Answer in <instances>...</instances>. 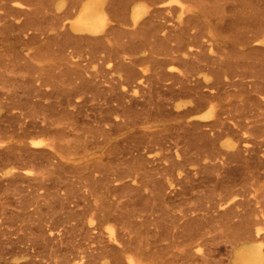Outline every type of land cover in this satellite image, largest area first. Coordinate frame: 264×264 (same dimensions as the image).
<instances>
[{"label":"bare ground","instance_id":"6f19581e","mask_svg":"<svg viewBox=\"0 0 264 264\" xmlns=\"http://www.w3.org/2000/svg\"><path fill=\"white\" fill-rule=\"evenodd\" d=\"M58 1L0 0V56L4 54L1 50L4 40H11L12 45L21 41L26 43L24 45L33 44L47 36L44 31L52 29L48 27L50 24L54 25L59 37L56 38L61 42L59 46L55 38L54 43L31 51L23 59L28 65L38 62L31 64L35 72L22 65L33 72L31 77L34 73L37 75L28 81V84H36L34 92L40 93L41 87L48 86L55 90L56 86L57 96H53L54 90L50 95L57 97L58 102L49 106L42 99L43 104L39 96H32L23 84L27 89L24 91L32 98L24 100V107L17 105L20 114L14 118H24L26 113L23 112L29 109L26 116L30 114L40 121H35L33 126L32 121L29 122L32 131L22 127L29 134L21 133L26 134L21 138L23 144L0 145V154L6 159L3 161L0 155V160L6 162L3 164L17 165L20 167L17 169H21L6 177L8 183L15 184L16 177L23 178L22 189L24 183L31 189L27 193L32 196L31 200L21 202V206L27 210L36 203L37 207H31H36V212L31 208L27 211L29 217L39 212L37 219L36 215L34 219H20L17 225L14 221L0 220V235L6 236L0 241V264H211V259L198 256V249L195 250L202 243L216 247L220 243L232 245L236 248L234 264H264V254L251 259L254 250L264 247L251 244L253 240H264V216H253L263 211L245 208L253 200L244 199L249 197L244 196L237 182L228 185L221 177L228 173L229 177L231 173L237 175L239 170L250 167L257 159V147L264 146V81L261 77L264 74V0H67L70 12H65L64 20L56 10ZM69 13L73 17L68 16ZM67 48L73 49L76 60H69L73 53L67 57L65 51L70 50ZM15 50L10 52L15 53ZM19 52L16 50V54ZM46 57L53 63L43 65ZM94 62L99 65L97 69L91 66ZM145 64L150 65L149 72ZM8 66L6 62V69ZM12 68L15 67L10 70ZM48 70H52V80L46 77ZM24 83L27 82L24 80ZM5 85L6 82L3 87ZM47 93L44 96L52 98ZM183 99L188 101L180 103ZM172 102L177 103L171 105ZM138 106L142 111L147 110L146 117H140L143 112L135 110ZM44 111L48 116L40 118ZM9 112L12 117V111ZM139 124L147 125L148 130L136 128ZM158 126L159 129L152 130ZM47 133H50L49 138L39 140ZM244 152L256 157H244ZM175 155L181 157V162L173 158ZM187 165L195 166V171L192 167L186 168L190 176L192 172L204 173L203 181L218 180L224 187L220 198L205 207L208 221L203 217L205 214L201 215L200 208H194L198 215L190 208L194 212L192 219L196 221L202 216L205 220L198 221L199 218L197 222L206 221V226L189 224L193 228L188 229L187 220L183 225L186 229H182L191 233L182 229L180 233H190L185 239L190 241L189 248L175 252L180 245L177 246L175 240L163 244V239L168 240V237L161 238L157 230L153 233L154 228L151 232L148 227L152 222L146 223L151 219L140 220L145 221L142 226L147 227L144 234L150 231V236L155 237L141 233L140 221H135L141 212L135 211V215L133 209L137 205L132 204L138 202L139 196L143 201L139 200L138 205L143 202L146 211L150 203L155 208V203L163 200L158 196L164 197L167 189L173 192L174 184L179 185L172 179L178 176L173 175L174 169L170 168L175 166L182 170ZM220 169L226 174L215 176L213 172ZM32 170L38 172L35 174ZM163 172L168 177L173 175L169 179L176 182L168 187ZM0 180L3 182L2 177ZM159 180L165 182L161 184ZM191 183L194 184H190L191 187H197L193 181ZM14 184L10 185L11 191ZM183 184L188 188L189 184ZM15 188L16 184L13 190ZM42 189L45 192L41 193ZM62 190L66 194H62ZM245 190L247 192V188ZM39 201L44 204L38 206ZM162 202L157 203L160 209ZM43 207L45 209L41 210ZM191 214L187 215L191 217ZM144 215L142 218L147 217ZM111 222L120 228L114 230ZM162 224L165 227L166 222ZM4 225L7 228L4 229ZM166 230L167 234L171 231ZM132 233L137 235L132 236ZM155 234L161 236L156 239Z\"/></svg>","mask_w":264,"mask_h":264},{"label":"rangeland","instance_id":"374dc122","mask_svg":"<svg viewBox=\"0 0 264 264\" xmlns=\"http://www.w3.org/2000/svg\"><path fill=\"white\" fill-rule=\"evenodd\" d=\"M141 5H143V4H145L144 2H141L140 3ZM56 5H58V7L56 8V10H57V12L58 13H60L61 14V16L63 17V20L66 18L65 17V15L64 14H66L67 12H70V11H68V2H67V0H59L57 3H56ZM68 6V7H67ZM59 9V10H58ZM62 12V13H61ZM66 12V13H65ZM72 12V11H71ZM64 15V16H63ZM68 16L69 15H71L70 13L69 14H67ZM66 15V16H67ZM72 16V15H71ZM73 17V16H72ZM71 17V18H72ZM176 19V18H175ZM50 20V19H49ZM49 24V23H48ZM48 24H46V26H48ZM53 26L54 25H52V24H50L48 27H52V29H53ZM43 28L45 29V30H47L45 27H44V25H43ZM43 29V30H44ZM52 29H48L47 31H44V32H46V34H47V36L46 37H43L42 39H40L41 41H37V42H33V44L32 43H27V45H24V43L25 42H23L22 43V41H21V43H17V44H15V45H12V41L11 40H9V39H6V40H4V42H3V47H2V51H4V54L2 55V56H0V71L2 72V71H5L6 73H5V75H2V74H4V72L1 74V72H0V126H2V127H5V128H2V127H0V145L1 146H5V147H9L10 145L11 146H13V145H20V144H23L24 143V141H22L21 140V138H23L24 136L26 137V134H27V131L30 129V131H32V126H33V123L35 122V121H40L39 119H35L34 118V116H32V115H30V114H28V116H26L27 115V113H28V111H29V109L28 110H26V111H24L23 112V114H25V116H24V118L23 117H20V119L19 120H21V121H19L18 120V118H17V120H16V118H14L15 116H16V114L19 116V114H20V107H24V100L26 101H28L29 99H31L32 98V96H34V95H38L39 96V101L40 102H42L43 104H44V101H45V104L46 105H48L49 104V106L50 105H52V102H53V104H54V102L55 103H57L58 102V99H57V97H53V96H55L57 93H58V89L56 90V86H54L55 87V90H54V88L52 87V86H48V87H41L40 89L42 90V91H46V92H48L47 93V95H50V92H53L54 93V91H55V93L53 94V93H51V94H53V96L52 95H50V96H52V98L51 97H46V96H44V94L46 95V92L44 93H41L42 91L41 90H39V91H41L40 93H37L36 91L34 92V86L36 85V84H34L33 85V83H30V84H32L33 86L31 87H29V85L30 84H28L29 82V80L31 79V81L33 80V77H35V76H37V75H35V73H34V76L33 77H31L32 75H33V72H31L30 73V70L31 71H34L35 72V70H34V67H32L31 68V64H33V63H38V62H36V61H32V62H29V63H31L30 65H28V62H26V61H24L23 59H25V58H27V56H28V53H30L31 51H34V50H37V49H39V48H42V47H44V46H46L48 43H54L55 41L58 43V45L60 46V44H61V42L59 41L60 39H57V38H59L58 37V33H57V31H55L54 29L52 30ZM54 35V36H53ZM56 35V36H55ZM57 37V38H56ZM54 38V39H53ZM55 38H56V40H55ZM55 40V41H54ZM60 42V43H59ZM57 43H55V44H57ZM26 44V43H25ZM58 46V47H59ZM14 49H16L17 50V52L18 51H20L19 53L20 54H16V50H15V53L13 52H10L11 50H14ZM67 49H70V50H67V52L65 51V54H67V57H68V55H70V52H71V57H72V59H71V57L69 58V60H76L75 59V57H74V51H73V49L72 48H67ZM73 51V52H72ZM25 55V57H24V55ZM20 55H22L23 56V58H21L20 59ZM47 56H49L48 54H46ZM21 56V57H22ZM89 57V56H88ZM87 57V58H88ZM90 58V57H89ZM21 60V62H20V60ZM4 61H6L7 62V65H9L8 67H7V69H6V62L4 63ZM11 63H10V62ZM14 64H13V63ZM16 62H18V63H16ZM5 64V66H4V64ZM15 63H16V65H15ZM53 62H51L49 59H47V57H46V61L45 62H42V64L43 65H46V64H52ZM18 64V65H17ZM25 64V66L27 67V66H29L28 68H30V70L28 71L27 70V68L25 67V66H22V65H24ZM27 64V65H26ZM21 65V66H20ZM91 66L93 67V69H97L98 67H99V65H97V63L96 62H94L93 64H91ZM11 67H15V68H12V70H10V68ZM144 67H145V70H147L148 72L150 71V65L149 64H145L144 65ZM146 67H148V68H146ZM3 68V69H2ZM22 68V69H21ZM23 68H26V70L25 69H23ZM13 71V72H12ZM14 71H15V73H14ZM19 72V73H18ZM49 72V74H47ZM263 72V71H262ZM25 73V74H24ZM52 73V70H48V71H46V77H48L50 80H52V78H51V74ZM262 75H264V74H262ZM261 75V77H262V79H263V81H264V76H262ZM4 76V77H3ZM46 77L44 78V79H46ZM3 78V79H2ZM23 78V79H22ZM261 79V80H262ZM4 80H6V81H4ZM21 81V84L19 83V82H17V81ZM24 80H25V82H27V83H24ZM13 81V83H11ZM23 81V82H22ZM46 81V80H45ZM5 82H6V85H7V87H6V85H5V87H3L4 86V84H5ZM11 83V84H10ZM25 85V86H27V89L29 90V91H27V92H31L30 94H32V96H31V98H30V96H28L29 94L27 93V92H25L27 89H26V87L25 86H22V85ZM25 90V91H24ZM54 90V91H53ZM24 92V93H23ZM23 93V94H22ZM27 93V94H26ZM7 94V95H6ZM16 94H18L17 96H16ZM34 94V95H33ZM42 94H43V96H42ZM9 95V96H8ZM20 95V97H18ZM28 96V97H27ZM57 96V95H56ZM18 97V98H17ZM46 97V98H45ZM16 98V99H15ZM29 98V99H28ZM3 99V100H2ZM12 99V100H11ZM36 99V98H35ZM34 99V100H35ZM44 101H43V100ZM11 101V103L12 104H10V101ZM13 100H14V102L16 103V101H19V102H21V104H15L14 102H13ZM26 101V102H27ZM57 101V102H56ZM188 101V99H183V100H181L180 101V103L181 102H187ZM2 102H3V105H2ZM4 102H7L6 104L4 103ZM167 102H171V101H167ZM9 103V104H8ZM14 103V104H13ZM177 102H172L171 103V105H173V104H176ZM8 105H9V107H10V109L8 108ZM11 105V106H10ZM17 105H22V106H20V107H18ZM12 106H14L13 108H11ZM152 106H155V105H152ZM142 107H145V106H142ZM137 108H139V106L138 107H136L135 108V110H137V112L139 111V113L142 111L140 108L139 109H137ZM13 109V110H12ZM19 109V110H18ZM40 109V107H38V110ZM70 109H72V107H70ZM143 109V108H142ZM145 109H146V107H145ZM12 111L11 112V114H12V117H11V115H10V112L9 111ZM134 110V111H135ZM144 110V109H143ZM48 111V110H47ZM18 112V113H17ZM44 112H46V111H44ZM50 112V111H49ZM143 112V114H144V116H143V114L141 113V114H139V115H141L140 117L141 118H144V117H146L145 115L147 114L146 112H147V110H144V111H142ZM8 113V114H7ZM15 114V115H14ZM137 114V113H136ZM3 115L6 117L7 116V118H5V117H3ZM9 115V116H8ZM17 116V117H18ZM43 117H41L40 116V118H44V116H48V112H46L44 115H42ZM134 116H135V114H134ZM10 117L14 120V121H12V119H10ZM32 117V118H31ZM136 117V116H135ZM139 117V116H138ZM139 117V118H140ZM3 118H5V119H3ZM10 120H9V119ZM3 119V120H2ZM22 119L25 121V119H26V122H24L23 123V121H22ZM5 121V122H4ZM7 121V122H6ZM10 121V122H9ZM18 121V122H17ZM30 121H32V122H30ZM21 122L23 123V124H21ZM29 122H30V125L32 124V126H30L29 125ZM10 123V124H9ZM15 124V125H17V127L14 125H12V124ZM8 125H9V127H8ZM8 128H7V127ZM22 127H25L26 129H28V127H29V129L28 130H25L24 128H22ZM14 128H16V130H14ZM136 128H138V129H146L147 128V125H138ZM160 127L158 126V127H154L152 130H157V129H159ZM3 129H5L4 131H5V134H4V131H3ZM18 129V130H17ZM22 129H24V130H22ZM147 130H148V128H147ZM8 131V132H7ZM26 131V134H21V133H23V132H25ZM29 131V132H30ZM3 132V133H2ZM6 133H7V135H6ZM28 136H29V134H27ZM6 136H8V137H6ZM135 136H137V135H135ZM50 137V133H47V134H44V136H42L39 140H41V139H45V138H49ZM137 138V137H136ZM132 139V138H131ZM133 139H135L134 137H133ZM261 140V139H260ZM13 144V145H12ZM258 149H257V151H259V152H257L256 153V156L254 155V154H250V153H243V156L244 157H247L248 156V158H252V156L253 157H256L257 159H256V161L252 164H250L251 166L250 167H248V168H246V169H244V170H239L238 172L239 173H237V175H236V173H234V171H233V173L235 174V176H234V174H230V177L228 176V174H226V173H224L225 171L224 170H222L221 171V169L218 171V172H213L214 173V175L216 176H218L220 173L222 174V172H223V174L225 175L226 174V176H221L223 179H224V181L226 182V183H229L228 185H230L231 183H235V182H237V183H235V184H238V187H240L242 190H244V192L246 193H244V196L246 195V196H248L249 198H247V197H244V199L245 200H247V199H250V200H253V202L251 201L249 204H248V206L246 205V207L245 208H248V209H253V210H257V212H260V210H262L263 212L262 213H259L260 214V216H259V214H253V216L254 217H256V218H261V217H263L264 216V161H263V158H264V146L262 145H260L259 147H257ZM0 155H2L1 157H2V159L5 157L4 156V154H0ZM252 155V156H251ZM251 156V157H250ZM1 157H0V159H1ZM174 159H176V160H179V161H177L178 163L179 162H181V157L179 156V157H177L176 155L173 157ZM260 159V160H259ZM6 160V159H5ZM4 159H3V161H5ZM1 161V160H0ZM261 161H263L262 163H261ZM1 163L3 164V163H6V162H2L1 161ZM1 163H0V165H1ZM219 163V162H218ZM221 163V162H220ZM258 163V165H256V164ZM255 165V166H254ZM2 166L3 167H5V168H2ZM0 168L2 169V170H0V177H2V179H3V182H1V180H0V190L2 189V192H3V195H2V192H0V217H1V219L0 220H2L3 222L5 221V222H7V223H9V221H14L15 223H16V225L17 224H20L19 222H18V220H23L24 218L26 219L27 218V220H29L30 219V217H29V209L31 208V207H34V206H36L37 207V205H36V203H34L33 204V206H29V209H27L28 208V206H26L25 205V209H27V210H24L23 209V207L21 206V205H23L21 202H26L27 201V199H30V194L31 193H29V195L30 196H28V192H30V190L31 189H29L28 187H26L27 185H25V184H28V183H24V188H27V189H29V191H27L26 192V190H24L23 191V189H22V187H21V182L20 181H22V179L23 178H19V177H16V182H15V184H16V188H15V190H13L14 189V183H12L11 182V184H14L13 186H12V191H11V188H10V183H8V181H7V179H6V177H9V175L11 174V173H18V171L20 170L21 171V169H17V165H12L11 164V166L10 165H7V166H5L4 164L2 165ZM176 166H178V165H176ZM252 166H253V168H252ZM11 167V168H10ZM175 166H173V167H171L170 168V170L172 169H174V170H176L175 172H173L172 170V173H173V175L174 174H176V176H178L177 177V179H175L174 177H172L173 175H171L170 177H172V179H174V180H177V182L179 183V185H176V181H172V180H170L169 178L170 177H168V176H166L165 174H164V172L163 173H161V174H164V175H162L163 176V178L165 177V179L164 180H166V182L164 181V180H159L160 182H161V184H162V181H164L166 184H167V186L169 187V184H171V182H174L175 184H174V186H173V192L171 191V189H167L165 186H163V187H165L166 189H167V191H165L164 192V197H163V195L161 194V197L160 196H158L160 199H163L162 201L161 200H158L159 202H157V198L155 199V197H154V199L156 200V202L159 204V203H161L162 202V204L163 205H161L162 206V208H163V210H165V214L164 213H162V208L160 209L157 205V203H155L156 204V206H154L156 209H157V211H155L156 209L155 208H152L153 207V205H152V207H151V205L150 204H152V203H150L149 205H148V207L150 208H148L149 210H152V211H149L148 209H147V211L145 210L146 208H145V206H144V204H142V203H140L139 205L137 204L138 202H139V200H141V198L139 199V196H138V202L136 201V199H135V201H136V203L135 202H133V204H132V206L133 205H137V207H134V209H133V211H134V213H135V211L137 212H141V215L143 216V214H145V215H147V217H143L142 218V216L139 214V216L141 217V218H139V216L138 217H136L135 215H136V213H135V217H136V222L138 221V219H139V221H140V228L143 230H141V233L142 234H144V229L145 228H147V227H143L142 225H145V224H142V223H145V221L149 218V219H151V221L149 220H147V222L146 223H148V222H152V223H150V227H148L150 230H151V232H153V228H154V230H155V232H153V233H156V230H157V233H160L159 235L161 236V238L163 237V238H167L168 240H165L164 241V239H163V244H167V243H172L173 242V240H175L176 242H177V246H179V247H177V248H175V252H179V251H182V250H184V249H182V248H189V245H190V241L189 240H185V239H188V237L186 238V236H188V235H190V231H187V230H185L186 228L183 226V225H186V221L188 220L189 222H188V229L190 228V226H189V224H194L193 226H197L196 224H199L198 226L199 227H204V225L206 226V224H204V223H206V221H202V222H197V219H199L200 218V220H198V221H201V219L202 220H205L204 218L206 217V216H208L209 214L208 213H206L207 211V209H205V207H209V206H211L212 205V200L214 201L215 200V198H216V200L217 199H219L220 198V194L222 193V189L221 188H223L224 186H222L221 187V185L220 184H218V180H216V182H217V184H218V186L216 185H214L216 182H215V180L214 179H212V182L210 183L207 179H205V181H203V179H204V176H206V175H204V173H198V172H196V173H198V174H196L195 172V174L192 172V176H190L189 175V173L187 172L189 169H191V167H192V169L195 171V166H190V165H187L186 167H182V170L181 169H179V167H177V169H175L174 168ZM18 168H20V167H18ZM186 168H189V169H187V171H186ZM10 169L12 170V172H10ZM31 169V168H30ZM183 169H184V171H183ZM182 171V173H181V171ZM19 171V172H20ZM171 171L169 172L168 171V174L167 175H170L171 174ZM217 171V170H216ZM32 172L33 173H35L36 174V172H38V171H36L35 172V170H32ZM47 172H48V170H47ZM236 172V171H235ZM166 173H167V171H166ZM183 173L185 174V175H183ZM217 173V174H216ZM191 174V173H190ZM201 174H203L202 176L203 177H201ZM156 175V174H155ZM159 175V174H158ZM187 175V176H186ZM236 178V179H238V180H235V178L233 177V176ZM5 176V177H4ZM11 176V175H10ZM183 176H184V178H183ZM185 176L186 177H188V178H186L187 179V181L188 182H186L185 181ZM220 176V175H219ZM157 177V176H156ZM159 177V176H158ZM161 177V176H160ZM160 177H159V179H160ZM199 177L201 178V180H199ZM220 177V180L222 179ZM231 177H233L234 178V180H232V179H230ZM162 178V179H163ZM206 178V177H205ZM158 179V178H157ZM191 179V180H190ZM222 179V180H223ZM195 180H198V181H195ZM221 180V181H222ZM182 181V186H185L184 184H183V182H185V184L187 183V185H188V188L185 186V188L183 189L182 188V186H180L181 184H180V182ZM193 181L194 183H195V185L197 186V187H195L194 186V188H193V186L191 187V185L190 184H192L191 182ZM214 181V182H213ZM220 181V183L222 184V185H225L226 186V184L224 183V181L223 182H221ZM235 181V182H234ZM24 182V181H23ZM23 182H22V184H23ZM190 182V183H189ZM203 182L205 183V184H203ZM256 182V183H255ZM3 183H4V185H5V187H6V190L5 191H7V193L4 191V189H5V187H4V185H3ZM209 183V184H208ZM214 183V184H213ZM224 183V184H223ZM212 184V185H211ZM256 184V185H255ZM2 185H3V187L4 188H2ZM160 185V183L158 184V186ZM164 185V184H163ZM176 185V186H175ZM192 185H194V184H192ZM220 185V186H219ZM161 186V185H160ZM199 186V187H198ZM215 186V187H214ZM217 187H218V189H217ZM249 187V188H248ZM186 188H187V190H186ZM192 188V189H191ZM216 190H215V189ZM247 188V192H246V189ZM183 189V190H182ZM221 189V190H220ZM251 189V190H250ZM23 192H22V191ZM43 190V191H42ZM42 190H40L39 192H41V193H43V192H45L44 191V189H42ZM147 190V189H146ZM158 190L159 191H161V189H159V187H158ZM163 190V189H162ZM191 190V191H190ZM11 191V192H10ZM169 191H171L172 193H170ZM180 191V192H179ZM20 192H22V193H20ZM25 192V193H24ZM31 192H33V191H31ZM182 192V193H181ZM20 193V194H19ZM144 193L145 194H147L148 193V191L147 192H145L144 191ZM143 193V196L145 195ZM161 193H162V191H161ZM171 194V195H169V194ZM206 193V194H205ZM8 194V195H7ZM62 194H66L65 193V191H63L62 190ZM202 194V195H201ZM26 195L29 197H26ZM167 195H168V197H167ZM201 195V200H200V198L198 197V196H200ZM210 195V198H212V199H210V200H208V196ZM26 197V199H25V197ZM140 196L142 197V195L140 194ZM150 196V195H149ZM23 197V199H25V200H23V199H21ZM32 197V196H31ZM33 197H35V196H33ZM137 197V196H136ZM146 198H147V196H145ZM163 197V198H162ZM195 197H196V199H195ZM206 199H205V198ZM135 198V197H134ZM133 198V199H134ZM142 198H144V197H142ZM145 198V199H146ZM148 199V198H147ZM146 199V200H147ZM152 199H153V197H152ZM152 199L150 200H148V201H151L152 202ZM165 199V200H164ZM199 199V200H198ZM205 201H204V200ZM31 200V199H30ZM154 200V201H155ZM37 201V200H36ZM132 201V200H131ZM141 201H143V199L141 200ZM153 201V202H154ZM161 201V202H160ZM172 201V202H171ZM207 201V202H206ZM248 202H249V200H247ZM18 202V203H17ZM20 202V203H19ZM28 202H29V200H28ZM201 202V203H200ZM39 203H40V201H39ZM41 203L42 204H44V201L42 202L41 201ZM41 203H40V205L38 204V206H41ZM132 203V202H131ZM145 203H146V201H145ZM261 203V204H260ZM262 203H263V205H262ZM19 204V205H18ZM25 204H27V203H25ZM31 204V203H30ZM208 204V205H207ZM29 205V204H28ZM131 205V204H130ZM129 205V208L131 207ZM135 205V206H136ZM146 205H147V203H146ZM198 205V206H197ZM251 205V206H250ZM19 206V207H18ZM20 206H21V208H20ZM72 206H73V204H72ZM35 207V208H36ZM46 207V206H45ZM195 207H197V209H201L200 210V212H201V215H204L203 217L202 216H200L199 218H196V221L195 220H193L192 219V216H194V214H196V215H198L197 213L198 212H196V210H194V208ZM18 208V209H17ZM35 208H31V211L34 209L35 210V212H36V209ZM137 208L139 209V210H137ZM145 208V209H144ZM152 208V209H151ZM190 208H191V210H193V211H195V213L193 212V211H191L190 210ZM43 209H45L44 207L41 209V210H43ZM48 209V208H47ZM47 209H46V211H47ZM130 209H132V207L130 208ZM136 209V210H135ZM188 209L191 211V213L193 214H191L190 213V211H188ZM6 210V211H5ZM33 210V211H34ZM50 211H51V209H49ZM48 210V211H49ZM187 211V214L189 215V214H191V217H189L187 214H186V212L185 211ZM18 211V212H17ZM26 211V212H25ZM28 211V212H27ZM32 211V212H33ZM49 211V212H50ZM128 213H129V211H128V209L126 210ZM144 213H143V212ZM153 211H155V212H153ZM169 213H168V212ZM173 211V212H172ZM14 212H15V214L18 216H16L15 214H14ZM31 212V213H32ZM44 212H45V210H44ZM49 212H47V213H49ZM132 212V211H131ZM145 212H147L148 214H150V216H148V214L147 213H145ZM149 212H151V213H149ZM189 212V213H188ZM13 213V214H12ZM19 213V214H18ZM23 215H22V214ZM38 214H39V212H37ZM37 213H35L34 215H33V217L37 214ZM43 213V212H42ZM41 213V214H42ZM46 213V212H45ZM171 213H172V215H171ZM203 213V214H202ZM37 214V215H38ZM186 214V215H185ZM208 214V215H207ZM12 215H14V217L12 216ZM24 215L26 216V217H24ZM28 215V216H27ZM37 215L34 217V218H36L37 217ZM43 215V214H42ZM144 215V216H145ZM155 215V216H154ZM195 215V216H196ZM200 215V214H199ZM213 214H211L210 216H212ZM8 216V217H7ZM46 216V215H45ZM132 216H133V213H132ZM181 216V217H180ZM185 216V217H184ZM8 218V219H6V218ZM11 217V218H10ZM13 217V218H12ZM33 217H31L32 219H34ZM40 217H43V216H41L40 215ZM47 217H49V214H48V216ZM164 219H163V218ZM170 217V218H169ZM175 217H177L176 218V221L174 220L175 219ZM183 217V218H182ZM187 217V218H186ZM38 218H39V216H38ZM132 218H134V217H132ZM146 218V219H145ZM37 219V218H36ZM140 219H145V221L143 222V221H141ZM206 219H207V217H206ZM9 220V221H8ZM27 220H25V221H27ZM161 220V221H160ZM168 220V221H167ZM169 220L171 221V224H169L170 222H169ZM178 220V221H177ZM176 223H175V222ZM207 221H208V219H207ZM164 222H166V224H164V226L166 227V229L168 228V231L169 230H171L170 228H172V230L170 231V233L168 232V234H167V230L166 229H163V228H165V227H162V223H164ZM15 223H11L10 222V224H15ZM115 222H111L110 223V227H112V228H114V230L116 229V230H118L119 228H120V226L118 225V224H114ZM137 223H139V222H137ZM185 223V224H184ZM204 224V225H203ZM147 225V224H146ZM147 225V226H148ZM161 226V228L159 229V227L158 226ZM167 225V226H166ZM154 226V227H153ZM193 226H191L192 228H193ZM158 227V228H157ZM170 227V228H169ZM185 228L184 230L185 231H187V232H190L188 235H185V238L183 237V238H181L182 236H184V235H181L182 233H183V229L182 228ZM4 229L5 228H7L6 227V225H4V227H3ZM192 228L190 229V230H192ZM262 228H264V226H262ZM12 229V228H11ZM148 229V230H149ZM183 230V231H180V230ZM160 230V231H159ZM179 230V231H178ZM146 231H147V229H146ZM177 231L180 233V232H182V233H180V235H181V237H179L180 235H178L177 236ZM184 231V232H185ZM150 232V231H149ZM149 232L147 233V232H145V234L144 235H146V233H147V235H149V237H153L154 236V234H153V236H150V234H149ZM173 232H175L174 233V235H173ZM163 233H165V234H163ZM137 235V233H132V236H136ZM173 236H172V235ZM156 235V234H155ZM159 235H156V239H157V237H160ZM164 235V236H163ZM143 237V236H142ZM155 237V236H154ZM6 238V236H4V237H1V235H0V241H2L3 239H5ZM12 238H14V237H12ZM145 238V237H144ZM147 238H148V236H147ZM150 239V238H149ZM152 239V238H151ZM156 239H152V240H156ZM158 240H162V239H160V238H158ZM167 241V242H166ZM182 242H185V245H188V246H185V245H183V246H181L182 245ZM161 243V242H160ZM208 244V243H207ZM251 244H253L254 246H261V245H263L264 246V240L263 239H260V240H253V242L251 243ZM213 245L214 244H208V245H206V244H204V243H202V244H200V246L198 247V248H196L195 250H197L198 249V251H196L197 253H199L198 254V256L200 255V257H204V258H206L207 260H209V259H211V260H209L210 262H212L211 264H234L233 263V257H234V255H235V252H236V248H234L232 245H229V244H225V243H223V244H218L217 245V247H216V245H214V247H213ZM181 247V248H180ZM148 250L150 249V248H147ZM200 249V250H199ZM196 253V254H197ZM204 254V255H203ZM262 254H264V247H263V249L261 250L260 249V251H253L252 252V254H251V259L252 260H255L257 257H259L258 255H262ZM208 255V256H207ZM262 256H264V255H262ZM213 257V258H212ZM203 258V259H204ZM205 259V261H207ZM220 261V262H219ZM208 262V261H207ZM210 262H208V263H210ZM218 262V263H217ZM178 264H183V263H178ZM194 264V263H193ZM198 264H200V263H198Z\"/></svg>","mask_w":264,"mask_h":264}]
</instances>
